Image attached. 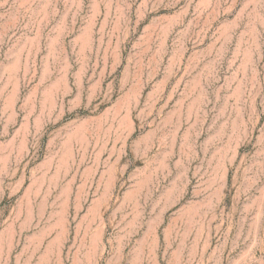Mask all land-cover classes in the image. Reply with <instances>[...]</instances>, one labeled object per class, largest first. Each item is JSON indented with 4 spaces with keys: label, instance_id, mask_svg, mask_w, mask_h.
Segmentation results:
<instances>
[{
    "label": "rangeland",
    "instance_id": "rangeland-1",
    "mask_svg": "<svg viewBox=\"0 0 264 264\" xmlns=\"http://www.w3.org/2000/svg\"><path fill=\"white\" fill-rule=\"evenodd\" d=\"M0 264H264V0H0Z\"/></svg>",
    "mask_w": 264,
    "mask_h": 264
}]
</instances>
